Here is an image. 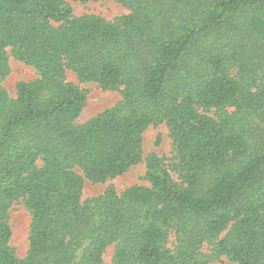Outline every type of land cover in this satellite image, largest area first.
Wrapping results in <instances>:
<instances>
[{
    "label": "trees",
    "instance_id": "16d2710c",
    "mask_svg": "<svg viewBox=\"0 0 264 264\" xmlns=\"http://www.w3.org/2000/svg\"><path fill=\"white\" fill-rule=\"evenodd\" d=\"M79 3L98 0H74ZM112 21L72 17L62 0H0V82L9 56L33 67L14 98L0 86V264H264V0H116ZM120 101L76 124L87 92ZM214 112L209 116L207 112ZM163 124L173 174L145 162L146 185L104 184L141 162L142 134ZM30 216L23 259L11 208ZM174 234L173 249L166 247Z\"/></svg>",
    "mask_w": 264,
    "mask_h": 264
},
{
    "label": "rangeland",
    "instance_id": "374dc122",
    "mask_svg": "<svg viewBox=\"0 0 264 264\" xmlns=\"http://www.w3.org/2000/svg\"><path fill=\"white\" fill-rule=\"evenodd\" d=\"M71 9L72 17H80L83 15L99 16L106 21H112L115 18L128 14L129 11L116 0H98L96 2L79 3L74 0H62ZM10 73L1 82L0 86L7 92L9 97L14 98L15 87L19 82H30L38 78L37 72L33 67L27 66L11 56H9ZM66 79L74 83L80 89L87 92L86 105L80 116L76 120V124L80 125L87 122L90 118L111 108L120 101L118 91L102 90L96 84L79 82L70 72H66ZM209 116L214 115L210 111L206 113ZM259 138L264 137V123L254 121L251 124ZM141 162L133 166L123 175L107 181L104 184H94L87 180L84 181L81 203L100 196L108 187H112L116 193H121L125 189L132 186L146 185L144 181L145 162L150 156L157 158L165 167L173 174L174 154L172 141L165 125L160 124L155 127H148L142 134L141 145ZM8 223L12 231L11 247L17 258L23 259L28 250V233L30 216L22 202L15 204L8 216ZM175 245V237L171 232L169 234L166 247L173 249ZM114 251V245L106 248L102 255V264H110ZM211 249L208 244H203L198 250L201 264H235L225 257L210 259Z\"/></svg>",
    "mask_w": 264,
    "mask_h": 264
}]
</instances>
